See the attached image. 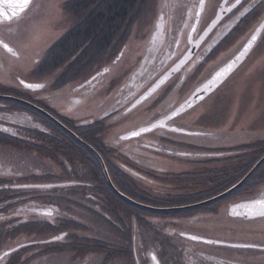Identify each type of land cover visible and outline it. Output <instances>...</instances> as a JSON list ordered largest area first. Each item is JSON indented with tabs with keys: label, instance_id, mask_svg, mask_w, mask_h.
I'll use <instances>...</instances> for the list:
<instances>
[{
	"label": "flooded vegetation",
	"instance_id": "obj_1",
	"mask_svg": "<svg viewBox=\"0 0 264 264\" xmlns=\"http://www.w3.org/2000/svg\"><path fill=\"white\" fill-rule=\"evenodd\" d=\"M67 1L69 0L64 4ZM162 3L163 0H160L159 8L154 15V28L146 36V43L141 49L142 54L135 58L136 67L130 71L120 86L115 87L117 86L115 75L120 69L116 67L122 60L130 58L127 41L120 47L115 43L118 51L108 56V64H101L88 77L70 87L69 96L63 100V103L69 104L67 107L70 109L64 110L69 113V119L73 120L74 126H83L98 120H104L108 125L110 120L115 122L121 119L120 113H136L143 107L144 113H150L146 122L128 129L124 134H130L134 130L152 124L157 126L151 131L130 138H124L123 134L118 135L114 141H135L131 146L126 144L123 151L119 149L122 153L106 141V134L103 133L105 144L113 148L116 151L114 154L125 161L119 159L116 165L127 172L137 186H139L136 180L138 178L155 185L153 191L160 192L161 185L168 189L173 188L163 190L164 194L173 197H213L239 182L264 156V136L261 135L263 133L252 128L251 125L247 129L232 125L227 133L218 134L214 130H204L203 127L195 124V120L182 119L195 107L211 98L216 91L194 107L176 116L172 114L198 86L208 81L219 68L244 48L264 21V0H203V5L201 0H166ZM29 9L30 7L9 21L0 22V41L7 43L17 55L19 52L6 34L19 35L20 31L17 33L16 28L25 20ZM257 14L258 23L251 30L248 28L249 21ZM263 41L264 31L246 60ZM0 51L9 53L2 46ZM42 61L43 58L38 62V66ZM171 70L174 72L162 86L133 107L145 92ZM8 88L27 95L32 92L21 81L16 87ZM186 89L188 93L178 103L163 109L170 103L169 91L181 93ZM42 91V88L34 90L32 93L41 94L35 99L31 98L40 107L54 113L52 109L57 110L53 104L57 102L53 101L51 95H48L49 99H44L46 96ZM2 101H0V113H10L2 108L15 106H9ZM80 105H84L87 111L77 110ZM28 112L33 111L28 110ZM80 112L92 113L88 114L89 116L86 114L87 119H91L90 122L76 124L74 120L78 118L75 115ZM34 113L41 112L35 110ZM93 116L98 118L95 119ZM0 132L7 136H16L20 132L28 133V138H31L32 134L39 136L48 134L40 126L14 127L7 119L1 118ZM151 134H154V137L149 136ZM223 135L226 139L235 137L241 140L223 141ZM185 137L203 138V140L196 141ZM181 164L189 165L190 168L177 170ZM257 169L250 177L253 179L250 184L246 182L229 193L224 198L225 201H220L211 209L216 215L223 213L230 227L237 225L254 228L258 224H264V215L259 214L264 211V205L258 203L251 209L235 207L264 201V162ZM188 174L191 176H185ZM242 174L244 176L239 178ZM6 176V173L0 174V264H90V254H98L99 264H109L112 260H116L117 256L124 261V264H154L153 255L161 264L160 255L151 248L143 252V260L139 258L137 211L128 213L125 210H113L94 189L93 181L31 183L30 185L34 187L48 188L45 191L33 192L21 190L19 186L22 184L18 182L6 183ZM184 177L186 178L184 181H191L194 187L190 191L183 189L185 192H174V187L177 186L174 184L183 181ZM178 178L180 181L177 180ZM169 181H173L171 183L174 187L167 184ZM65 184L94 189L93 192L87 191L88 193L83 194L100 202L101 205H87L72 199V194L62 195L64 192L59 194L49 190L54 186ZM227 184L230 186L224 187ZM131 189L134 191L136 188L131 187ZM69 200L75 204L73 207L60 206L61 201L69 203ZM233 208L236 214L233 213ZM144 218L147 220L146 217ZM184 233L186 232L179 231L182 237L190 239ZM141 234L145 246L149 245L152 241L150 239L153 238ZM213 239L253 246H233L190 239L194 243L239 252L236 257L230 258L213 251L194 249L192 244L188 247L175 245L173 257L171 255L173 262L175 264H259L251 260L264 258V243L255 239ZM242 250L258 252L250 255L244 254ZM168 252L169 247L167 253L166 251L163 253L170 255Z\"/></svg>",
	"mask_w": 264,
	"mask_h": 264
},
{
	"label": "rangeland",
	"instance_id": "obj_2",
	"mask_svg": "<svg viewBox=\"0 0 264 264\" xmlns=\"http://www.w3.org/2000/svg\"><path fill=\"white\" fill-rule=\"evenodd\" d=\"M65 1L66 0H29L28 5L30 9L27 12L26 18L20 23V26L16 28V30H18L17 33L20 31L19 35L17 36L14 34L13 36L11 34H6L11 43L16 47L19 55H12L11 53H3L0 51V63H3L0 64V85L16 87L21 80L42 84V94L46 96L44 99H49L48 95H51L53 96V101L57 102L53 104L57 111L52 109L54 113L51 114H56L57 116H54L63 123L66 121L68 124L75 125L73 120L69 119V113L65 112L70 109L67 107L69 104L67 103L66 105L63 103V100L69 96L70 87L75 86L82 81L83 78L88 77L94 70L98 69L101 64L107 63L108 56L113 55L117 46L113 44L109 52L96 62L87 63V61H82L81 63L71 65L74 58L69 59V57H67L62 64H58L54 67L52 66L54 65L52 62L46 71L42 70V72L36 73L35 69L38 66V62L42 58L44 60V57L47 56L46 54L49 47L69 31L71 27L76 25L82 17L75 11L68 10L64 4ZM165 2L166 0H163V3ZM21 3L22 0H0V7L3 9L20 8L19 5ZM159 5L160 0H142L138 5L139 13L131 24V29L128 31L129 33L125 40L129 45L127 52L130 54V58L122 60L117 65L116 68L120 69L115 75L117 84L115 87L118 88L130 71L136 67L137 62L135 58L142 54L141 49L146 43V36L154 28V15ZM257 16L258 14L249 21V29H254L257 25ZM121 45H123V43ZM52 60L57 64L60 58L51 56L50 61ZM71 67L72 69L69 70ZM63 73L66 75L65 77L61 75ZM187 91V89L181 93L169 91L168 96L170 103L163 107V109L178 103V101L188 93ZM32 92L30 95L25 93L20 94H22V96L34 97V99L41 94ZM11 93L15 94L17 92L12 90ZM2 100L4 101V99L0 98V101ZM7 105L11 106L12 103H8ZM2 109H6L10 113H0V118L7 119L14 127L40 126L44 131L48 132V134L45 133L40 136L32 134L31 138H28V133V135L26 133H21L24 129L16 136H7L0 132V174L6 173V183L15 184L18 182V184L28 185L31 183L46 182L93 181L94 189L99 192L101 198L106 200L113 210L126 211V207L121 205L109 191L97 187L101 182H98L100 177L96 176L93 172V164L85 157L84 152L76 147L68 138L66 139V136L58 130L57 127L49 124L45 118L34 113L35 109L31 110L33 111L32 113L28 112L30 109H17L16 106L13 108L6 106V108ZM142 109L143 107L136 113H120L119 118L121 119H117L118 121L115 122L110 120V124L107 125L105 131L106 141L117 147V151L120 153H122L121 151L124 150L126 144L131 146L135 141L122 140L118 142L114 140L118 138L120 134L124 136V133H126L128 129L146 122L150 113H144ZM77 110L81 112L87 111L84 105H80ZM81 112L75 115L78 119L74 120V122L76 124L77 122H90L91 119H87V117L92 113L83 114ZM41 114L44 115L43 113ZM86 114L89 115L87 116ZM44 116L50 119L48 116ZM93 117L95 119L98 118L95 116ZM187 118L195 120V124L203 127L204 130H214L217 131L218 134L227 133V130H230L232 125H237L241 129H247L251 125L252 128L261 131L263 133L261 135L264 136V41L261 43L260 47H257V49L250 54L243 66L216 90L211 98L195 107L191 113H188L182 119ZM53 123L55 122L53 121ZM55 124L58 125L57 123ZM149 136L154 137V134ZM223 137V141L241 140L235 137L226 139L224 135ZM22 138H25V140ZM185 138L196 141L203 140V138L196 137ZM109 156V160L115 164L119 163V159H122L117 154H110ZM121 161L124 160L122 159ZM180 168L189 169L190 166L181 164L177 170H181ZM185 176L191 175L188 174ZM188 178L193 180L191 177ZM185 179L184 177L183 181H180L178 178L177 180L180 181V183H175L174 186L177 184L176 187L171 183L173 181H169L167 184H171L172 187L175 188L174 192L190 191L194 187L193 183L191 181H184ZM136 180L138 181V188L144 191L142 193L143 196H141L140 193L136 195V199L145 204L157 207H171L174 203L178 204V202H185L184 200L187 198V196L179 198L164 194V189L172 190L173 188L169 187L170 189H168L161 185L160 192L153 191L155 185L139 180L138 178ZM9 189L13 190V188ZM94 189L90 190V188L86 189L69 184L49 188V190L58 192L59 194L60 192H64L62 195L66 194L69 196L72 194V199L87 205H101L100 202L87 198L88 196L83 194L84 192L88 193L87 191L93 192ZM21 190L39 192L48 190V188L26 187L21 188ZM224 198H226V196L215 202L203 205V207L200 206L201 208L196 207V209H186L187 211L171 212L170 214L153 215L150 212H143V210L140 212L141 210H139L141 213L140 216L146 217L149 222V224L146 223L145 225L142 223V220L138 218L139 258L143 260V252L145 253V251L147 252V250L151 248L160 255L161 264H175L172 259L174 246L176 245V247H178L181 245L183 247H188V245L191 244L194 249L213 251L218 255L230 258L236 257V254L239 252L237 250H228L201 243H194L192 240L182 237L179 231L218 239L250 238L264 243V224H258V226L254 228H245L237 225L230 227L223 213L216 215L215 212L211 211L214 206L213 203L225 201ZM71 202L70 200L69 203L61 201L60 206L73 207L75 204ZM141 233L146 234L147 237L153 238L150 239V241H152L149 245L147 244L145 246L144 242L141 240ZM168 247V253L170 255L166 254ZM165 251L166 253L164 254L163 252ZM242 252L251 255L256 254L258 251L242 250ZM89 260L90 264H99L98 254H90ZM251 262L264 264V258L252 259ZM109 264H124V261H121V258L117 256L116 260H112Z\"/></svg>",
	"mask_w": 264,
	"mask_h": 264
},
{
	"label": "trees",
	"instance_id": "obj_3",
	"mask_svg": "<svg viewBox=\"0 0 264 264\" xmlns=\"http://www.w3.org/2000/svg\"><path fill=\"white\" fill-rule=\"evenodd\" d=\"M142 2V0H69L65 4L68 10L75 11L77 14L81 15L80 21L71 27L69 31H67L62 37L56 40L48 49L47 56L44 57L42 64H40L36 69V73L42 72V70H47L48 67L53 62L56 66L58 64H62L65 61V58L69 57V59L74 58L71 65L75 63H81L82 61H87V63L96 62L98 59L102 58L106 55L109 50L113 47V44L117 43L119 47L122 43L125 42L128 31L131 29V24L133 23L134 19L137 18L139 13L138 5ZM117 50H114V52ZM54 54V55H53ZM51 56L60 58L59 63H55L54 60H51ZM50 58V59H49ZM70 64V63H69ZM70 67V66H69ZM73 67V66H72ZM69 68V70L72 69ZM63 77L66 75L63 73L61 74ZM63 80V79H62ZM11 89L7 86L0 85V93L3 94H12ZM20 97H25L33 102L31 97L29 96H22L19 92L13 94ZM7 103H12L13 106L30 109L33 108L12 100H4ZM35 111V110H34ZM37 115L45 118L49 124L54 125L60 130L65 136L66 139L70 140L75 144L76 147L81 149L84 152L85 157H87L90 162L93 164L92 168L94 169L93 172L96 176L100 177L98 182L101 184L97 187L106 189L109 191L111 195L124 207H126V211H137L139 213L138 218L142 220V223L146 225L149 224L148 220L144 217L140 216V212L147 211L153 215H161V214H170L171 212H179V211H170V212H158L152 211L149 209L138 207L127 200L121 198L109 185L102 165L99 159L92 153L90 149L82 145L79 141H77L71 134L64 131L61 127L53 123L50 119L46 118L41 113H37ZM65 123L72 128L81 138H83L88 143L95 146L99 152L103 155L106 164L108 166L110 175L114 184L125 194L129 195L130 197L136 199V195H139L144 191L140 190L135 184L136 182L132 179V177L125 172L122 168H120L115 163L109 160L110 154L114 155L116 151L113 148L108 147L105 144L103 133L106 130V123L103 120H98L92 122L88 125L83 126H74L68 124L66 121ZM89 162V161H88ZM253 167V166H252ZM251 168V167H250ZM258 169L255 171V173ZM254 173V174H255ZM242 174L239 178L243 177ZM253 179H248V184ZM231 184V183H230ZM230 184L225 185L224 187H229ZM131 187L136 188L134 191ZM222 189V188H221ZM220 189V190H221ZM219 190V191H220ZM141 191V192H140ZM138 192V193H137ZM211 198L209 197H189L184 200L185 202H178V204H172V206H180V205H187L191 203H196L205 199ZM137 200V199H136ZM218 202L213 203L216 205ZM166 207V206H164ZM203 207V206H202ZM201 208V207H200ZM196 209V208H195ZM139 210H141L139 212ZM187 211V210H182ZM149 213V214H150ZM144 214V213H143ZM168 216V215H167Z\"/></svg>",
	"mask_w": 264,
	"mask_h": 264
},
{
	"label": "water",
	"instance_id": "obj_4",
	"mask_svg": "<svg viewBox=\"0 0 264 264\" xmlns=\"http://www.w3.org/2000/svg\"><path fill=\"white\" fill-rule=\"evenodd\" d=\"M29 5H27L28 7ZM26 7V8H27ZM24 8V10L26 9ZM23 10V11H24ZM23 11L20 10V8H9V9H3L0 7V21H5V20H11L14 17L20 15ZM264 30V22L260 25V27L257 29L256 33L253 34V36H256V39L253 41L252 37L249 41L251 42V47L248 48L247 52H244V49L246 47H248L249 41L248 43L244 46V48L234 57L232 58L229 62H227L225 65H223L221 68H219L214 74L213 76L206 81L205 83H203L202 85H200L199 87H197L193 93L185 100L183 101L180 106L176 109L175 113L172 114V116H176L178 114H180V112H183L185 110H188L190 108H192L193 106H195L196 104H198L199 102H201L203 99H205L209 94H211L212 92H214L217 88H219L230 76L231 74L240 66V64L247 58L249 52L251 51V49L253 48V46L255 45L256 41L258 40L259 36L261 35V33ZM244 52L243 55H241V53ZM237 57H239V59H237ZM232 65L231 70L226 72L219 80H217L216 83L214 84H209V81H212L214 77H216L217 73L221 72L222 69H225L228 67V65ZM174 72V70H171L168 74H165L156 84H154L139 100H137L134 104L133 107L140 104L141 102H143L146 98H148L154 91H156L160 86H162L168 79L169 77L172 75V73ZM24 83V86L27 87V84H40V83H31V82H27L22 80ZM208 85V87L206 88L205 86ZM29 88V87H27ZM32 90H36L39 88H29ZM0 98L1 99H9V100H13V101H18L21 102L37 111H40L41 113H43L44 115L48 116L51 120H53L55 123H57L62 129H64L65 131H67L69 134H71L77 141H79L82 145H84L85 147H87L88 149H90L94 155L99 159L105 177L110 185V187L124 200H127L128 202L141 207V208H145V209H149L152 211H158V212H170V211H180V210H186V209H191V208H196L199 206H203V205H207L209 203L215 202L217 200H220L221 198L227 196L229 193H231L232 191L236 190L237 188L241 187L243 184H245L248 179L251 177V175L253 174V172L260 166V164H262L264 162V156L255 164V166L247 173L246 176H244L239 182H237L235 185H233L231 188L227 189L226 191L213 196L209 199L194 203V204H189V205H182V206H171V207H157V206H153V205H149V204H145L143 202H140L132 197H130L129 195L125 194L123 191H121L113 182L109 169L107 167V164L103 158V156L101 155V153L90 143H88L87 141H85L83 138H81L74 130H72L71 128H69L65 123H63L62 121H60L57 117H55L54 115H52L49 111H47L46 109L40 107L39 105H37L36 103L27 100L25 98L19 97V96H15V95H10V94H0ZM157 125L156 124H152L149 126H144L138 130H135L133 132H131L130 134L126 135V137H132V136H138V135H133L134 132H138L139 135L144 134L148 131L153 130ZM141 129H148V131H141ZM24 186H33V185H24ZM258 205V203H257ZM186 237L192 239V237H196V239L193 240H198V241H205V242H209V243H215V244H228V245H233V246H253L252 244H247V243H232V242H227V241H222V240H217V239H213V238H208V237H204V236H200L197 234H192V233H184ZM153 258V262L154 264H159L160 261L156 256H152Z\"/></svg>",
	"mask_w": 264,
	"mask_h": 264
},
{
	"label": "snow or ice",
	"instance_id": "obj_5",
	"mask_svg": "<svg viewBox=\"0 0 264 264\" xmlns=\"http://www.w3.org/2000/svg\"><path fill=\"white\" fill-rule=\"evenodd\" d=\"M28 2H29V0H22V3L19 5L21 11H23L24 8L27 7ZM201 5H203V0H201ZM255 39H256V36H252V40L254 41ZM251 42L252 41H249L248 47H246L244 49V52H247L248 48L251 47ZM0 46L5 48L12 55H17V53L7 43H4L3 41H0ZM244 52H242L241 55H243ZM237 59H239V57H237ZM231 67H232V65L230 64V65H228L227 68L222 69L221 72L217 73L216 77H214L212 81H209V84L216 83L217 80H219L226 72L231 70ZM21 83H24V82L21 81ZM26 86L29 87V88H42L43 87L42 84H27ZM205 87L207 88L208 85H206ZM141 131H148V129H141ZM133 135H139V133L138 132H134ZM257 203H259L261 205H264V201H256V202H253L252 204H247V205L240 204V205H236L235 207H247V208L251 209ZM233 213L236 214L235 213V208H233ZM259 214L260 215H264V211H261ZM57 239H59V237H57ZM192 239H196V237H192Z\"/></svg>",
	"mask_w": 264,
	"mask_h": 264
}]
</instances>
